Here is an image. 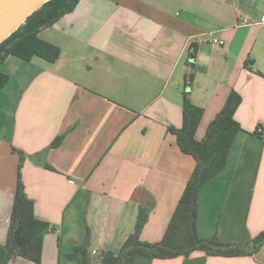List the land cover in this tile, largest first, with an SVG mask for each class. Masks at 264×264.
Wrapping results in <instances>:
<instances>
[{"label":"crops","instance_id":"0c3cea01","mask_svg":"<svg viewBox=\"0 0 264 264\" xmlns=\"http://www.w3.org/2000/svg\"><path fill=\"white\" fill-rule=\"evenodd\" d=\"M40 36L60 47L55 62L0 64L10 77L0 88V244L18 180L13 147L26 154L35 216L55 231L42 263L9 264H78L67 254L87 230L89 264H102L152 201L141 239L161 240L196 165L170 131L182 126L186 93L205 110L200 140L230 92L242 96L227 166L199 194V235L244 243L264 230V0H79ZM150 264H264V246Z\"/></svg>","mask_w":264,"mask_h":264},{"label":"trees","instance_id":"16d2710c","mask_svg":"<svg viewBox=\"0 0 264 264\" xmlns=\"http://www.w3.org/2000/svg\"><path fill=\"white\" fill-rule=\"evenodd\" d=\"M78 1L49 0L31 14L17 31L0 44V64L11 55L24 60L41 57L55 62L61 55V49L43 39L40 32L72 11ZM9 79L7 73L0 71V88L6 86ZM241 101V94L232 90L200 140L196 134L205 110L194 104L188 93L185 94L182 126L171 127L170 131L176 134L182 151L194 157L196 165L168 227L161 240H142L141 232L155 203L152 201L150 205L140 206L134 231L117 252L103 254L102 264H150L154 259L188 257L196 250H204L210 255H252L264 246V230L244 243L223 242L217 235L201 237L198 233L199 194L203 186L227 166L237 134L242 130L235 118ZM257 132L263 134V131ZM63 138V135L57 136L51 146H59ZM13 151L19 154L18 180L6 242L0 244V264H9L19 256L42 263L44 236L55 231V227L35 216L34 201L28 196L23 181L26 154L15 147ZM89 245L90 231L87 230L85 240L74 245L67 256L76 259L78 264H89Z\"/></svg>","mask_w":264,"mask_h":264},{"label":"water","instance_id":"95a60500","mask_svg":"<svg viewBox=\"0 0 264 264\" xmlns=\"http://www.w3.org/2000/svg\"><path fill=\"white\" fill-rule=\"evenodd\" d=\"M49 0H0V44Z\"/></svg>","mask_w":264,"mask_h":264},{"label":"built area","instance_id":"2783aa9c","mask_svg":"<svg viewBox=\"0 0 264 264\" xmlns=\"http://www.w3.org/2000/svg\"><path fill=\"white\" fill-rule=\"evenodd\" d=\"M245 22H246V20L243 21V23H245ZM219 43H220V44H223L224 42H223V41H219ZM258 130H259L260 132L263 131L262 128H259ZM94 253L97 254V251H94Z\"/></svg>","mask_w":264,"mask_h":264}]
</instances>
